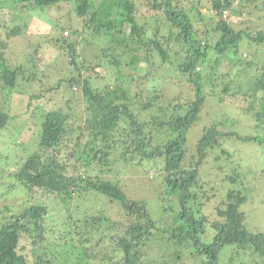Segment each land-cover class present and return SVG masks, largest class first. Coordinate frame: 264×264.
I'll return each mask as SVG.
<instances>
[{
  "label": "trees",
  "instance_id": "obj_1",
  "mask_svg": "<svg viewBox=\"0 0 264 264\" xmlns=\"http://www.w3.org/2000/svg\"><path fill=\"white\" fill-rule=\"evenodd\" d=\"M209 1L210 12L218 17L212 25L204 18L193 22L188 13L179 8L180 0H0V28L9 29L7 39L18 37L22 32L16 14L33 11L46 14L66 3L80 20L78 25L69 22L67 28L57 27L59 23L54 26L52 32L58 29L62 32L53 46L66 59L68 57L72 69L47 92L61 90L65 94L69 91L77 101H68V106L81 102L83 120L75 127L68 123L73 119L69 110L57 109L44 114L35 131L33 146L26 148L29 155L20 167L11 170V176L25 190L40 189L56 194L64 204L72 198L78 199L82 191H91L110 203H117L123 211L122 221L111 222L110 226L116 229L114 235L100 233L102 222L111 221L106 217L88 216L85 223H75V228H83L84 232L72 233L82 238H71L69 241L75 239L71 248L67 242L61 243L57 253V247L48 249L41 244L46 207L26 206L0 225V264H30L19 250L24 236L33 245L40 246L34 251L33 264H52L55 258L58 262L61 260V264H177L184 256L196 259L197 264H220L221 255L227 249H231L230 262L234 261L233 264H252L257 259L260 260L256 264H264V233H252L247 229L246 216L241 211L247 198L241 191L234 188L227 191L225 200L214 206L216 218L213 220L205 215L203 204L197 202L195 188L200 187V191L206 186L200 181V167L210 151L221 147L229 138L264 147V29L255 33L235 29L227 16L234 13L229 11L235 0ZM193 8L195 12L196 7ZM4 9L9 10L8 19L1 16ZM123 24L128 26V32L123 30ZM166 24L168 29L176 28V32L169 30L167 36L166 30L165 36ZM89 39L97 40V51L92 54L91 61L82 56L80 60L77 50L82 43L90 45ZM173 43L177 46L174 58L170 55ZM8 48L7 42L0 39V134L5 131L10 134L8 129L15 128L12 123L10 125L15 116L9 114L14 96L38 83L33 81L36 77L32 73L30 77L25 76L26 67L15 62L17 55L11 52L5 56ZM116 50L121 53L116 54ZM152 57L175 66V73L193 89L192 101L175 103L170 108L157 103L161 96H149L153 90H148L147 94L136 91L132 96L134 87L124 83L120 67L135 70L139 64L149 63L154 68ZM108 65L118 71L114 78L108 79L103 89L93 87L94 80L102 77L97 69H105ZM231 67H237L235 76L231 75ZM212 70L225 74L204 75L205 71ZM20 77L26 82L25 86L19 83ZM207 83L212 88L210 93L204 91ZM216 88L217 98L225 101L227 97L234 102L242 116L254 122L256 132L240 135L223 131L222 127L233 126L235 121L222 117L213 120L202 128L195 142V154L187 165L188 133L199 122L205 100L214 96L212 91ZM75 94L78 95L75 97ZM45 95L40 91L30 93L21 115H33V104L42 102L40 99ZM136 96L143 98L138 111L133 105ZM139 111L153 113L148 120H142ZM16 128L14 140L24 126ZM74 128H78V135L86 132L92 147L87 144L80 147L77 143L68 152L75 165H67L62 157L66 150L63 143L67 141L69 130ZM116 149L122 151L121 161H136L141 165L152 162L151 168H144V171L146 174L152 172L150 183L158 181L160 184L161 180L163 186L160 211H156V215L148 210L146 201L131 199L118 184L93 180L85 175L86 170L82 175L83 167L95 166L103 171L105 166H112L108 155ZM222 152L230 155L225 150ZM72 166L81 175H68L66 171ZM240 178L236 173L228 181L237 184ZM92 233L100 235L101 242L90 248L79 246ZM150 246L159 249L156 257L146 253Z\"/></svg>",
  "mask_w": 264,
  "mask_h": 264
},
{
  "label": "rangeland",
  "instance_id": "obj_2",
  "mask_svg": "<svg viewBox=\"0 0 264 264\" xmlns=\"http://www.w3.org/2000/svg\"><path fill=\"white\" fill-rule=\"evenodd\" d=\"M178 5L180 9L188 13L193 22H200L201 18H204L206 23L212 25L218 19L215 14L212 15L210 12L211 5L209 0H180ZM193 7H196L195 12ZM231 11H234V13L225 15L229 17L230 20L228 19V22L235 29H243L250 33L264 29V0H235L233 8L229 12ZM2 12L4 14H1V16L8 19L9 10L4 9ZM239 12H242V14ZM16 16L17 25L22 29L20 36L7 39L6 35L9 29L0 28V39L3 42H7L9 46L4 54L8 56L12 52L17 55L15 62L26 67L25 76L30 77L32 73L36 77L33 81L38 83L35 86L30 85L31 88L25 89L20 94L17 93L18 95L14 96L9 114L15 116V118L13 121L10 120V125L12 123L15 128L24 126L19 137L14 140L16 138L15 128L8 129L10 130V134L8 131L0 134V225L2 222L9 220L11 216L18 214L26 206L42 205L46 207L47 215L44 217L45 233L41 244L43 247L47 245L48 249L49 247H57L56 251L58 253L60 250L58 246L61 243L67 242L66 245L68 247L75 243V239L74 241H69L75 237L72 233L73 231H78V233L84 232L83 228H75V223H85V217L88 218V216L106 217L111 221L102 222L100 233L114 235L116 229L110 226L111 222L122 221L123 211L117 203H110L107 198L91 191H82L78 199L72 198L64 204L56 194H48L40 189L25 190L11 176V170L15 167H20L29 155L26 148L29 149L33 146L36 138L35 131L38 130L44 114L57 109L69 110L72 112L73 119L68 123L69 125L75 124L74 126L77 127L83 120L84 109L81 102H75L71 106H68V101H77L76 98L71 96L72 94L69 91L65 94L61 90L58 93L55 90L47 92L49 87L56 86L58 80L67 77L72 69L68 65V57L66 56V59L58 51L59 49L57 50L53 46L54 40L60 36L62 31L58 29L52 32L57 23H59L57 26L59 28H67L69 22L76 25L80 24V20L72 14L71 5L62 3L59 9H53L46 14L33 11L24 15L16 14ZM122 27L124 31L128 32L127 25L123 24ZM163 29L165 36L166 30L167 36L169 30L176 32V28L168 29V24ZM216 40L217 36L212 39V43L215 44ZM89 41L90 45L86 42L82 43L77 50L80 60L83 57L85 60L91 61L93 58L92 54H95L97 51V40L89 39ZM171 47L173 50L170 52V55L174 58L176 56L173 52L177 50V46L173 43ZM241 50L243 51V49ZM120 53V50H116V54ZM210 55L215 56L213 53H210ZM158 58H151L154 68H151L149 63H141L137 69L127 70L120 64V66L122 65V68L120 67V74L123 76L124 83L134 87L132 96L136 91L141 90L147 94L148 90H153L149 96H161V101H157V103H161L163 107L170 108L175 103L192 101L194 99L192 87L184 81L182 76L175 73L174 70L176 68L174 65L163 63ZM114 68L109 65L105 69L98 68L97 71L102 77L94 80L95 84L93 87L103 89L104 86L108 85V79H113L114 74L118 72ZM236 72L237 67H231V75L235 76ZM222 74L225 73H213V70L205 71L204 73L206 77ZM18 81L19 83L23 82L22 86H25L26 82L24 79L20 77ZM137 84L138 87L136 88ZM211 89V85L207 83L204 91L210 93ZM36 91H40V94H46L45 97H41L40 100L42 102H39V104H33V115L25 114L22 116L26 98L30 93ZM212 92L214 96H209L205 100L199 122L188 133L190 141L189 148L187 149V165L190 157H193L195 154V142L201 134L202 128L213 120L222 117L235 121V125L233 126L226 125L222 127L223 131L237 132L240 135H251L256 132L253 130L254 122L249 117L242 116L241 110L234 102L226 99L227 97L224 98L225 101H220L217 98L218 88L213 89ZM76 95L78 94H75V97ZM150 97L148 100L151 99ZM142 102L143 98L140 96L133 98V105L137 111ZM38 111L41 116H39ZM139 112L142 120H148V117L153 113ZM77 129H70L68 135H66L67 141L63 143V148L66 147V150L63 152L62 157L66 159L67 165H75L74 159L68 152H71L70 149H74L77 143H80V147H85L86 144L92 147V140L87 136L86 132L83 131V136H81L82 133L78 135L79 131ZM80 136L81 139H79ZM222 150L227 151L230 155L223 154ZM121 155L122 151L120 149L111 151L108 158L113 161L112 166H105L103 171L95 166L89 168L83 167L81 173L83 175L82 171L86 170L87 174L85 175L91 177L93 180H106L118 184L131 199L146 201L148 203V210L153 215H156V211H160L163 186L161 180L159 181L160 184H158L157 177V184L150 183V178L153 174H151L152 172L146 174L144 171V168H151L152 162H145L141 165L137 164L136 161H121ZM67 172L68 175L75 174L77 176L80 174L76 172L73 166L68 167ZM236 173L241 178L237 184H232L228 181V178ZM200 176V181L206 186L200 191V187L195 188L198 195L197 202L203 204V211L207 217L211 220L216 218L214 206L222 200L224 201L227 191L230 188H234L241 191L247 198L246 203L241 206V211L246 216L247 229L252 233H264V147L257 146L256 144L240 143L234 138L224 140L221 147L209 152L208 157L200 167ZM68 215L71 216V219L68 218ZM208 232L209 230H207ZM79 237L82 238L79 235L75 238L79 239ZM100 242V235L92 233L87 241L82 240L79 246L90 248L92 245ZM76 245L78 246V243ZM39 247L33 245L31 240L26 236L21 239L19 244L21 254L28 258L30 264L34 263V251ZM158 251V248L150 246V249L146 253L151 257H156ZM230 259L231 249H227L221 255L220 264H233L234 261L230 262ZM258 260L260 259H257L252 264H256ZM60 262L61 260L58 262V259L55 258L52 264H61ZM89 263L91 262L89 261ZM62 264L71 263L64 262ZM177 264L197 263L196 259H189V256H184L181 263L178 262Z\"/></svg>",
  "mask_w": 264,
  "mask_h": 264
},
{
  "label": "built area",
  "instance_id": "obj_3",
  "mask_svg": "<svg viewBox=\"0 0 264 264\" xmlns=\"http://www.w3.org/2000/svg\"><path fill=\"white\" fill-rule=\"evenodd\" d=\"M64 35H66V33Z\"/></svg>",
  "mask_w": 264,
  "mask_h": 264
}]
</instances>
